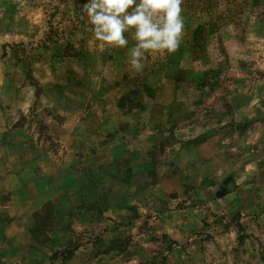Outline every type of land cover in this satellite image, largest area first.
<instances>
[{"label":"rangeland","instance_id":"374dc122","mask_svg":"<svg viewBox=\"0 0 264 264\" xmlns=\"http://www.w3.org/2000/svg\"><path fill=\"white\" fill-rule=\"evenodd\" d=\"M86 2L0 0V177L16 173L19 202L49 200L34 255L20 238L3 262L264 264V0H183L179 48L145 53L141 72L95 39ZM116 136L125 149L80 212L69 187L98 185L91 162Z\"/></svg>","mask_w":264,"mask_h":264},{"label":"clouds","instance_id":"9594fccd","mask_svg":"<svg viewBox=\"0 0 264 264\" xmlns=\"http://www.w3.org/2000/svg\"><path fill=\"white\" fill-rule=\"evenodd\" d=\"M183 0H87L79 11L95 39L127 48L131 68L141 72L145 53L171 54L184 33ZM134 43L129 45L128 36Z\"/></svg>","mask_w":264,"mask_h":264},{"label":"crops","instance_id":"0c3cea01","mask_svg":"<svg viewBox=\"0 0 264 264\" xmlns=\"http://www.w3.org/2000/svg\"><path fill=\"white\" fill-rule=\"evenodd\" d=\"M81 122H82V119L81 118L78 119V121L75 124V128L77 126L81 127L82 126ZM66 123H67V121L63 120L62 124L64 125V127L66 126ZM75 128H74V130H75ZM78 133L79 132H75V139L81 137V136H78ZM100 134H102V133H100ZM106 135H107V132H106ZM67 136H70V132H67L66 134H64V136H60V137H63V138H60L61 141H63V139L66 138ZM103 140H104V138H102V141ZM97 141H99V140H97ZM102 141L99 142V144H100V147L98 148L99 151L98 150L96 151V160L98 158H102L103 155H106V158H107L106 163H102L100 161L94 162L95 160H93V162H91L93 169H94V173L100 178V180H99L97 177V179L99 180L98 185L96 184V185H94L93 188L92 187L88 188L86 186H83V184H81V183L75 182V183H73V185H71L69 187V189L71 191L77 190L80 194V203L82 205L76 207V209H78V211H80V212L85 211L90 206H92V201H90L91 199L89 197H87L88 189H90V190H97V189L103 190V187H102L103 184L101 181H102V179H106L103 174L108 173L110 171V166L113 163H115V160H117L119 158L118 157L119 153H122V151H124V149H125V147H123V146L121 148L117 149V147L115 145V141L116 142L118 141V136L111 137V139L103 141V142ZM143 149L145 151H151L152 147L148 146V147H144ZM156 152L157 151L155 150V152H153L151 154L150 159H148L146 162L158 160L160 157H156ZM190 153H191V150H189V148H188V149H186V151H182L179 154H177L178 155L177 161H175V160L171 161V166L177 171L180 168L179 161L180 160L184 161V159H188ZM75 156L80 158L81 160L84 159V156L82 157V155L77 154V152L75 153ZM94 156H95V154H94ZM133 167H134L133 165H129V168L123 167L124 172L126 171L130 175L134 174L135 170L132 169ZM182 167L184 170L185 164L184 165L182 164ZM114 173H116V172H114ZM35 174H36V172L34 173V175ZM3 175H4L3 178L0 177V183H3L4 191L13 192V193L10 194V197L7 199V201H3L2 203H0V264H17V263H13V262L12 263L11 262L10 263H4L3 261L4 260H7V261L13 260V259L16 260L17 257H19V255L23 253V250L20 249V247H19V239L20 238H26L28 245L30 244V249H28L27 251H30L29 254H31L32 256L34 255L35 249H36L35 247H36V245H38V241L35 238V234H34L35 223H36L34 213L37 212L38 210H40L43 207V205L49 200H48V198H46L44 200L42 199V201H40V202L39 201L36 202V200L33 197L32 200L25 199L24 201L22 200V202H19L18 197H16L15 191L19 190L20 188H18V187H20V186L14 185V184H12V182H10L11 178L13 176H16V173H11L10 175H8L7 173H3ZM112 177H114V175H112ZM8 178H10V180H8ZM30 189H32V188H30ZM107 197H108V195H106V198ZM62 201L60 200V202H62ZM111 206L113 208V204H110L109 200H106L103 203V207L98 206V208H102L104 213H106V217L111 219V217H114V216H111V217L108 216L109 212H110L108 210V208H110ZM57 217L59 218L60 216L57 215ZM76 223H78V221H76ZM80 223H82V222H80ZM75 224H74V226H75ZM56 236H57V232L55 234L51 235L50 237L54 238ZM46 263L47 262L44 261L43 264H46ZM30 264H35V263H34V261H32Z\"/></svg>","mask_w":264,"mask_h":264},{"label":"trees","instance_id":"16d2710c","mask_svg":"<svg viewBox=\"0 0 264 264\" xmlns=\"http://www.w3.org/2000/svg\"><path fill=\"white\" fill-rule=\"evenodd\" d=\"M35 238L38 240L37 236L35 235Z\"/></svg>","mask_w":264,"mask_h":264}]
</instances>
